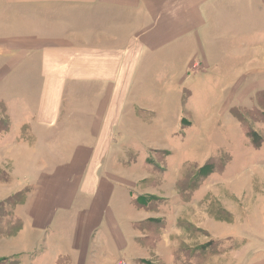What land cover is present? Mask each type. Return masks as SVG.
<instances>
[{"label": "crops", "instance_id": "obj_1", "mask_svg": "<svg viewBox=\"0 0 264 264\" xmlns=\"http://www.w3.org/2000/svg\"><path fill=\"white\" fill-rule=\"evenodd\" d=\"M238 41L264 51V0H0V105L8 126L0 138L9 144L12 182L0 186L13 184L12 171L24 174L13 194L31 191L18 208H26L33 237L66 246L53 262H88L101 220L112 246L123 250L125 235L105 196L120 183L106 175L104 161L115 153L140 63L180 46L193 48L184 63L200 61L203 47L223 55L215 62L239 60ZM90 88L104 96L93 106ZM14 211L22 229L0 241L27 233ZM260 255L250 264H264Z\"/></svg>", "mask_w": 264, "mask_h": 264}, {"label": "rangeland", "instance_id": "obj_2", "mask_svg": "<svg viewBox=\"0 0 264 264\" xmlns=\"http://www.w3.org/2000/svg\"><path fill=\"white\" fill-rule=\"evenodd\" d=\"M192 49L173 47L153 55L150 64L140 63L135 87L122 95L130 104L116 128L115 153L104 161L113 174L106 175L120 184L115 195L105 196L127 245L117 229L123 250L113 247L101 220L100 245H91L83 264L120 259V264H250L264 253V51L238 41L239 60L215 62L223 55L211 56L203 47L200 61L184 63ZM99 91L90 88L91 106L103 99ZM2 111L0 105V130H5ZM3 142L0 138V181L12 183L11 154L4 148L9 144ZM210 162L216 170L207 175L202 169ZM12 173L13 184L0 186V200L23 186L24 174ZM30 192L13 194L21 203L0 211V235L8 225L16 234L22 229L16 208L27 231L0 241V255L17 253L0 257V264H58L54 254L66 249L53 238L44 246L33 237L26 208H18ZM59 264L69 263L61 258Z\"/></svg>", "mask_w": 264, "mask_h": 264}, {"label": "trees", "instance_id": "obj_3", "mask_svg": "<svg viewBox=\"0 0 264 264\" xmlns=\"http://www.w3.org/2000/svg\"><path fill=\"white\" fill-rule=\"evenodd\" d=\"M7 130H8V126H7V128L5 130L1 129L0 133L4 132V131H7ZM215 170H216L215 163H213V162H210V164L208 163L207 166H205V168L202 169L203 173L206 172L207 175H212ZM20 203H21V201H18L17 196H13V197L7 199L6 202L0 203V211H6V207H8V206L9 207L17 206ZM1 217H0V219H1ZM2 218H4V217H2ZM7 229H8L7 233H4V234H2L0 236H3V237L15 236L16 231H14L9 225L7 226ZM20 229L21 228H19V230ZM19 230H17V231H19Z\"/></svg>", "mask_w": 264, "mask_h": 264}]
</instances>
